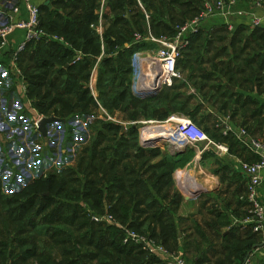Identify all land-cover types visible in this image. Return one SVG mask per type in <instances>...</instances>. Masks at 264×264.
Returning <instances> with one entry per match:
<instances>
[{"label": "trees", "instance_id": "1", "mask_svg": "<svg viewBox=\"0 0 264 264\" xmlns=\"http://www.w3.org/2000/svg\"><path fill=\"white\" fill-rule=\"evenodd\" d=\"M98 2L99 0L58 1L55 4L57 8L52 10L45 6L39 8L41 28L48 36L60 38L63 42L47 39L48 41L33 43L27 47L18 63L27 83V96L32 100L33 106L45 117L55 116L62 120L67 134L71 131L68 126L70 121L76 117L91 115L93 112L90 108L96 106L87 83L96 58L101 55V46L104 49L97 76L98 99L110 112H130L128 120H137V110L156 102L161 95L137 98L130 92L132 53L155 47L150 42L134 41V33H139L142 38L148 34L145 17L139 10L138 2L143 8L145 5L150 7L145 11L149 16L152 36L158 37L159 34L154 31H159L162 26L172 36L175 27L160 22L161 19L156 14L158 8L151 1L107 0L112 16L106 13L105 19L111 18L100 38L92 28L98 21L95 15ZM172 4H179V0L168 2V6ZM189 7L194 8L192 5ZM194 10L195 14L199 11ZM128 14H133L131 20L122 17ZM155 28L157 29L154 30ZM197 38L200 39V33L192 38L187 51L194 48ZM126 44L128 48L125 47ZM232 46L233 44L229 47ZM230 52L235 53V50L226 46L222 50L218 49L217 56ZM239 59L237 56L233 58L237 61ZM190 60L187 52L182 64ZM233 60L228 64L220 62L221 64L213 65V68H222L221 77H211L210 73L204 76L205 80L214 79L215 84L211 89L205 88L207 84L203 85V97L208 95L210 100L217 103L220 98L230 94L229 87L232 85L242 88L245 81L253 82L257 79L255 70L251 68L253 59L246 61L245 68L234 65ZM247 73L249 77L244 78ZM176 98L178 96H175V100ZM135 131L136 127L130 126L121 133L119 125L96 121L89 145L78 155L76 172L73 169H61L48 174L40 173L21 192L11 197L0 194V234L4 231L6 233L4 241L0 242V264H35L36 259L43 257L41 253H37V245L27 243L33 241L22 238V234L28 229L27 233L49 240L65 237L66 240L56 242L55 245H64L71 238L74 239L72 250L75 256L66 264H91L93 261H97V264H163L135 245H124L123 232L119 226H127L126 228L139 234L148 235L161 242L168 250H174L178 231V218L175 216L182 198L174 190L172 174L174 170L185 166L192 158L193 151L188 149L178 157L168 153L162 155L159 148L138 146ZM150 131H147L148 142L154 139L149 134ZM153 131L156 130L151 133ZM204 132L208 133L206 130ZM132 135L130 139L129 136ZM217 138L227 145L229 153H234L233 149L239 142L235 136L220 133ZM160 155L162 158L157 163H152ZM80 173L83 178L76 176L81 175ZM244 198L242 197V202ZM78 209L102 233L98 235L104 239L103 242L93 243L91 239L86 244L97 254H79L80 242L76 235L86 226L76 225L79 219ZM103 214H110L119 226L96 224L92 221V216ZM90 234L89 231L84 232L80 240ZM96 234H92L93 238ZM255 236L257 234L252 233L230 243L226 247L228 258L233 256L235 261L242 262L258 246ZM43 264L57 263L52 257H48Z\"/></svg>", "mask_w": 264, "mask_h": 264}, {"label": "built area", "instance_id": "2", "mask_svg": "<svg viewBox=\"0 0 264 264\" xmlns=\"http://www.w3.org/2000/svg\"><path fill=\"white\" fill-rule=\"evenodd\" d=\"M20 2L26 12L25 18L19 17V7L7 8L0 5V178L7 183L18 178L24 184L26 179L34 178L40 173L45 174L44 171H59L69 164L80 148V144L86 136H90L87 131L88 125L97 120L92 115L74 118L68 123L71 129L68 135L61 129L59 122H53L46 127V137L42 136L39 124L49 117L41 115L27 96V83L18 63L29 45L47 39L58 42L63 40L50 37L44 32L41 28L39 7L33 0H20ZM235 3V0L204 1L197 14L176 27L172 36L155 38L148 34L143 39L140 34L135 33V43L146 40L154 44L155 48L132 53L130 57V66L133 71L131 94L137 98H146L164 89L172 88L174 82L182 79L177 64L190 47L192 38L201 32L203 23L218 14L230 15L225 8L230 9ZM253 25L258 27L260 20L255 19ZM17 30L24 32L23 38L20 43L10 49V37ZM96 72V69L91 72L87 88L98 105L99 113L110 121V117L95 98ZM141 124L138 144L140 147L147 148L146 143L149 138H146L147 131L142 129L149 130L155 123ZM156 124L171 127L173 131L167 132L168 136L154 140L151 144L165 143L174 151L191 148L196 152L194 159L176 174V187L180 193L192 197L193 193L203 191L202 185L195 177V172L199 170L200 156L212 146L218 154L226 155L229 153L228 147L223 144H213L205 132L187 118L172 116L167 122ZM118 125L121 126V124ZM215 128L221 130L224 136L233 133V129L226 121H219L215 124ZM244 135L245 132L241 131L237 138L240 139V136ZM242 142L253 152L262 150V157L258 162L242 163L241 170L247 178L244 201L247 205L248 218L244 224L250 225L251 232L260 237L264 249V207L258 194L259 175L264 171V147L253 140ZM91 219L96 224L119 226L110 214L92 216ZM119 228L123 232L124 245H135L147 254L158 258L163 264H188L179 254L167 250L147 235L125 227L119 226ZM241 264H255L253 254L250 253Z\"/></svg>", "mask_w": 264, "mask_h": 264}, {"label": "crops", "instance_id": "3", "mask_svg": "<svg viewBox=\"0 0 264 264\" xmlns=\"http://www.w3.org/2000/svg\"><path fill=\"white\" fill-rule=\"evenodd\" d=\"M58 1L65 2L68 0H33L39 8L45 6L48 10L57 8L55 4ZM166 1V6L169 8L168 2H170V0ZM204 1L213 0H200L199 6L188 8L190 10H199ZM235 1L236 3L233 7L230 9L225 8L230 15L218 14L211 19H207L203 23L200 32V39H195L196 41L194 42L193 47H195L202 39L203 55L216 51L215 53L217 58L214 57L215 59H219V57L224 54L220 53V55L217 56L218 49L222 50L226 46H228V49H231L233 46L236 48L237 46L239 47V44H241L239 50L240 54H244L245 50L252 48V50H250L251 56L249 60L253 59V65L251 68L255 70V78L257 79L253 82L248 80L245 81L242 88L232 85V87H229L231 90L230 94L220 98L217 103L214 102V100H210L208 95L203 97V114L205 115L203 122H206L205 130L210 133V135L218 137L220 133L222 134L221 130L215 128V124L219 121H226L231 126L233 129L232 136L237 138L241 131H244L245 135L240 136V139L237 138L239 142L233 149L234 153L220 155L215 147L212 146L207 148L200 156L199 170L195 172V177L200 185H202L203 194L201 195H203V202H201L202 199H199L201 195L196 198L187 197L179 191L180 196H184L186 198L181 199L180 208L175 216L178 218L179 223L177 220V246L174 248L173 252L179 254L188 264H241L243 261L237 262L234 260L233 256L228 258V250H226V247L237 238H245L246 236L252 235L250 225L244 224L248 218L247 205L244 201L242 202L241 199L242 197H245L246 194L247 178L241 170V164L258 162L262 155L246 148L242 141L247 142L249 140H253L264 147V1ZM0 5L6 6L7 8L19 7V17L25 18L26 16V12L22 7L20 0H0ZM98 5L97 10L95 11L98 21L92 28L96 31L97 36L101 38L105 25L111 18L105 19V15L106 13H109V15L112 13H110L107 0H99ZM138 7L145 17V29L148 34H151L149 16L140 2H138ZM179 14L183 17L187 13L180 12ZM122 17L131 20L133 14L124 15ZM255 19L260 20V25L258 27L253 25ZM160 22L171 25L170 23H167L166 20L161 19ZM184 22L185 21L180 24ZM156 29L157 28L154 30ZM23 35V31H15L10 37L9 48L12 49L20 43ZM205 40L208 42H205ZM142 41L146 42V40ZM213 44H215L216 47H213V49L210 50ZM218 44L221 46L218 47ZM231 44H233V46L229 47ZM126 46H128V44H126L125 47ZM103 49L104 48L101 46V55L96 58L91 72L94 69H96V71L98 70L100 60L103 56ZM145 49L151 50L148 48ZM187 50L179 60L177 66L182 64L185 54L189 52ZM206 64H203V66ZM213 71L214 70L211 69L210 71L203 70V72L208 74L214 73ZM97 76L98 71L96 72V79ZM210 79H208V81H211L212 83V78ZM212 85H206L205 88L211 89V87H213ZM59 123L61 129L66 131L64 122L60 120ZM125 127L126 128L123 132H125L128 128L127 125ZM157 131L158 130L153 132ZM163 132H165V128H163ZM205 134L210 138L207 133ZM152 137L154 139L149 142L158 140L161 138V134L157 133ZM212 143L215 144L214 142ZM153 147H159V149L162 150L166 149L167 153L172 156L175 153V151L171 149V147H168L165 143H163V145L160 143V146ZM191 150L193 151L192 158L185 164L184 167L174 170L172 174L174 190L177 188L175 182L176 174L181 172V170H183L196 156L195 150ZM186 152L187 150H184V154ZM202 174L203 181L201 178ZM37 177L38 176L26 179L27 181L24 184H22V181L18 180V178L12 179L8 183L1 180L0 194L6 197H11L16 193L21 192V190L28 184L35 181ZM259 177L260 186L258 194L264 207V171L260 173ZM197 200H200V202L198 203ZM198 204L200 205V208L195 210L194 208L195 206H198ZM188 222L190 225L186 226ZM121 227L126 228L127 226ZM151 239L155 240L154 238ZM255 239L258 241V246L254 248L251 253L253 254L255 264H260L261 262H264V249L262 248L260 237L255 236ZM3 241L4 240L1 242ZM155 241L161 244V242L157 240ZM15 245L16 244L13 246L15 247ZM163 246L165 247V245ZM170 246H172V244ZM256 249L258 250L255 252Z\"/></svg>", "mask_w": 264, "mask_h": 264}, {"label": "rangeland", "instance_id": "4", "mask_svg": "<svg viewBox=\"0 0 264 264\" xmlns=\"http://www.w3.org/2000/svg\"><path fill=\"white\" fill-rule=\"evenodd\" d=\"M147 1H149V2L151 1L152 4L158 8V11L156 14H158L160 19L166 20L167 23H170L171 26H174L175 28L178 27L181 22L186 21V20L188 21V19H191L195 15L196 10H194V9L190 10L188 8L189 5H192L194 7L200 5V0H179V4H175V5H172L173 7L169 6V8H167V6H166L167 1L166 0H157V2H155V1L153 2L152 0H147ZM162 2H163V5H161ZM61 8L59 7V9H61ZM147 8H150V7L145 5L144 10ZM151 9H153V8L151 7ZM180 12H186L187 14L184 15L183 17H181L179 14ZM154 32L159 34L158 37L169 36V34L171 33V32L165 31V28L163 26H162V28L159 29V31L156 30ZM158 37L155 36V38H158ZM217 46L220 47L221 45L218 44ZM240 46H241V44H239V47L238 46L236 48L234 46L232 47L233 49H235V53L230 52L227 55H226V53H224L221 57H219V59H215L214 57H216V53H215L216 51L215 52L213 51L210 54L203 55V42L201 39L199 41V43H197L196 46L192 50L189 51L191 60L186 64H179L180 67L177 66V69L180 72L182 79L174 82V87L175 86L176 87L173 90H168V91H165V89H164V90L158 92L156 95H153L152 97H155V96L158 97V95L161 94L159 96V100H157L156 102L148 103V105L142 106L140 109L137 110L138 115H139V118H137V120H128L127 116H128V114H130V112L127 114H125L123 112H118V111L110 112L108 107L103 106L101 101H99V99H98V91H97L98 78H97L96 82H95V89H94V92L96 93L95 98L97 100V103L101 105L103 110L110 117V121L105 119L102 113H99L98 108H97L98 105L96 104V102H95L96 106L94 108L93 107L90 108V111L93 112V113H91V115L95 116L97 121L108 122V123H112V124H121L123 126L127 125L128 127L135 126L136 131H135L134 137L136 138L137 142H138V138H139L138 137L139 136V129L141 128V127L139 129L137 128L138 123L141 124L144 122L146 125H150V124L155 123V126L158 125L159 127H157L158 131L153 133V134L159 133V134H161V138H162V137L166 136L165 132H163V128L166 126L165 125L160 126L161 124H156V123H165L172 116H175L178 118H187L194 125H196L199 129H201L204 132L205 127H206V122H203L204 116H205L203 114L204 113V111H203V95H204L203 85L204 84H207V85L213 84L214 85L215 83H213V82H215V81H214V79H212V83H211V81L203 79L204 76H206L208 74V73L203 72V70H208V71H210V69L214 70L216 72L214 74H211V76L216 77V78L221 77L220 76V69H222V68H218V69H216L215 67L212 68L213 65L219 64L220 62H224V63L228 64V62L230 60H233V58L235 56L240 57V59L238 61L233 60L232 61L233 64L236 66H239L241 68H245V63H246V61L249 60V58L251 56L250 50H252V48L245 50L244 54H240L239 53L240 52L239 51ZM211 47L212 48H210V50L216 46H215V44H213ZM203 64H206V65L203 66ZM130 69L132 70L131 66H130ZM248 77H249V75L247 73V75L244 76V78H248ZM132 79H133V71H132L130 85L132 83ZM241 83H243V82H241ZM175 96H178V98H176V100H175ZM141 114H143V116ZM95 124H96V121H94L88 125L89 129H87V131H88V133H90V135H91L92 130H94ZM134 124H136V125H134ZM152 127H154V126H151V128ZM146 130H148V129H146ZM149 131H150V129H149ZM149 134H152L151 131ZM207 134L210 136L209 139H211L212 142H214L215 144H222L221 139H218L217 137L210 135V133H207ZM91 137L92 136H89V137L86 136L83 143L80 144V148L78 149V151L75 152L76 153L75 157L72 159V161L69 164L65 165L62 168L63 171L68 170V169H73L75 172L77 171V169H78L77 168L78 155L87 145H89V142H90L89 140L91 139ZM132 137H133V135L129 136L130 139ZM158 150L162 155L164 153H167L166 149L165 150L158 149ZM162 155H160L159 158L154 159L152 161V163H157L162 158ZM44 172H45V174H48V172H50V171H44ZM76 176L83 178L82 174L81 175L77 174ZM84 177H85V175H84ZM201 178L203 181V174H202ZM11 189H12V187H11ZM175 192L178 195H180L179 190L177 188H175ZM180 197L186 198L184 196H180ZM199 199H202L201 202H203V195H201ZM197 202L199 203L200 200L199 201L197 200ZM198 208H200L199 204H198V206H195L194 209L196 210ZM77 211L79 212V219L76 222V225L79 226V225L83 224L84 226H86L81 233H78L76 235V238H79V239H77V241L80 242V247L78 248L79 254H81L83 256H89L88 254H97V252H95L92 249V247H88V246H86V244L91 239L94 241L93 243L103 242L104 239H101V237H100L101 235H98V234H102V233H99L101 231L99 230L98 226H93L87 220V218L84 216V214H82V212L79 211V209ZM189 225L190 224L188 222L186 224V226H189ZM25 229L27 230L26 227H25ZM27 231L22 234V235H24L22 238H27L28 241H33V242H27V243L28 244L32 243V244L37 245V249H38L37 253H41L43 255L42 258L39 257L38 259H36L37 263H35V264H43V262L48 257H52L53 260L56 261L57 264H66L67 262H69L70 260H72L74 258L75 255H74V251L72 250V244L75 243L74 239L71 238L70 241H68V243H65V244L63 243L64 245H55L56 242L66 240L65 237L57 238L54 241V240H49L47 238L35 236L34 233L29 234V233H27ZM86 231H89L91 233L90 236L85 238V239L80 240V238L82 237V234H84V232H86ZM95 232L97 234L95 235V238H93L92 234H94ZM5 235H6L5 231L0 234V242L2 240H4L3 237H5ZM15 252H17V251H15ZM69 252H71V253H69ZM14 254H16V253H14ZM17 263H19V262H17ZM91 264H97V261H93Z\"/></svg>", "mask_w": 264, "mask_h": 264}, {"label": "water", "instance_id": "5", "mask_svg": "<svg viewBox=\"0 0 264 264\" xmlns=\"http://www.w3.org/2000/svg\"><path fill=\"white\" fill-rule=\"evenodd\" d=\"M59 121L60 120L55 118V117H49V118L43 119L39 124V131L42 133V136L44 138L46 137L47 125H49L50 123L59 122ZM141 125L142 124H138L137 128L139 129L141 127ZM125 128H126L125 126L121 125L120 126L121 132H123L125 130ZM159 145H160L159 143H153V144H151V142L146 143V147L159 146ZM161 145H163V143H161ZM257 152L259 154H262V150H258ZM183 154H184V150H176L173 156L178 157V156L183 155ZM201 194H203V191H197V192L192 194V197L196 198V197L200 196Z\"/></svg>", "mask_w": 264, "mask_h": 264}, {"label": "bare ground", "instance_id": "6", "mask_svg": "<svg viewBox=\"0 0 264 264\" xmlns=\"http://www.w3.org/2000/svg\"><path fill=\"white\" fill-rule=\"evenodd\" d=\"M151 126H154V127H152L151 128ZM150 126V130L152 131V130H157V127H159L158 125H156L155 126V124L154 125H151ZM160 126H162V124L160 125ZM166 126V125H165ZM165 128V133H166V136H168V133H171L172 131H173V129L170 127V128H167V127H164ZM144 131H149V130H146V129H143ZM168 132V133H167ZM153 133H155V132H153ZM155 134H152L151 136H154Z\"/></svg>", "mask_w": 264, "mask_h": 264}]
</instances>
